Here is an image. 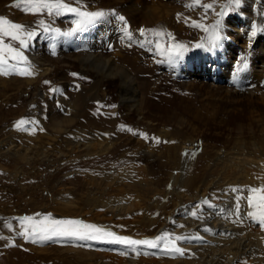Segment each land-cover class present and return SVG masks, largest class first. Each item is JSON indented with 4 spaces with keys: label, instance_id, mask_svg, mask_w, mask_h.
Masks as SVG:
<instances>
[{
    "label": "rangeland",
    "instance_id": "rangeland-1",
    "mask_svg": "<svg viewBox=\"0 0 264 264\" xmlns=\"http://www.w3.org/2000/svg\"><path fill=\"white\" fill-rule=\"evenodd\" d=\"M71 3L81 10H102L107 15L83 31L64 36L60 33L74 27L75 13L29 11L30 5L25 0H0L4 27L26 42L21 46L19 40L3 38L20 56L0 45V56L6 61L0 64V264H189L183 261L195 264L199 256L196 252L184 249V255H179L170 251L180 247L179 240L185 243L180 233L172 229L177 220H170L173 208L194 207L197 203H193L192 197L201 193L203 199L211 198L214 202L225 201L223 196L235 194L239 197L237 201L242 202L249 194L244 186L264 182V176L254 166H245L252 177L243 185L231 183L241 176L235 152L241 149L250 152V141L262 134L259 129L264 127V106L259 95L255 94L251 100L243 95L233 102L226 92L218 94L202 84L217 79L222 90L246 91L251 86L254 90L256 84L248 80L251 69H257L254 60L258 51L253 41L264 44V23L257 22L255 28L246 26L245 14L250 12L241 2L236 5L229 0H80L79 4L71 0ZM203 5L211 8L205 9ZM155 7L160 9L151 14L149 10ZM221 12L224 14L218 15ZM121 16L123 21L119 19ZM167 16L170 20L164 22ZM217 20L223 39L217 47H211L208 39ZM194 22L201 27L194 26ZM161 23L164 30L158 27ZM12 24L24 27L17 30L10 27ZM239 30L242 35L235 33ZM29 32L35 34L29 37ZM130 36L133 39L125 43L123 38ZM227 41L237 46L236 51L228 49ZM177 43L187 51L174 62L167 55H160L156 47L159 44L161 49H168ZM86 46L93 54L114 59L129 72L141 97L149 103L145 102L148 120L141 125L124 120V107L116 105L119 96L107 78L95 82L96 67L90 69L64 59L67 55L80 56L81 48L86 50ZM32 51L34 56L49 62L47 74L31 68ZM200 63L203 67L198 68ZM178 66L191 69L182 84L170 77V71ZM26 69L33 74H20ZM32 77L34 81L29 82L27 79ZM69 107L74 108L78 123L82 121L86 126L80 123L66 131L55 130L52 116L71 114L65 112ZM114 116L123 136L110 132L112 124L104 123ZM21 120L26 123L17 127ZM93 135H100L103 141L111 140L113 146L102 154L90 155L75 146L74 141L88 142ZM138 140L152 152L155 161L135 157ZM23 150L25 156L20 155ZM112 175L118 176L115 179ZM207 181L213 186H208ZM233 187L244 190L232 192ZM109 201L131 203L132 207L123 214H115L105 206ZM202 204L198 203L199 209L206 213ZM24 217L31 220H23ZM166 219L168 230L159 231ZM62 220H79L137 240L164 238L157 248L127 246L108 236L85 240L59 236L39 241V236L45 234L41 229L69 227L51 223ZM244 222L247 231L262 230L259 222L248 215ZM26 230L30 234L35 232L26 239L23 234ZM176 237L181 239L174 245ZM81 250L93 255V259H80ZM230 264H264V260L256 261L246 252Z\"/></svg>",
    "mask_w": 264,
    "mask_h": 264
},
{
    "label": "bare ground",
    "instance_id": "bare-ground-1",
    "mask_svg": "<svg viewBox=\"0 0 264 264\" xmlns=\"http://www.w3.org/2000/svg\"><path fill=\"white\" fill-rule=\"evenodd\" d=\"M241 4L250 12L249 15L245 14V25L246 26H252L253 28H255L257 22L264 23V0H241ZM156 8H159V7H155L154 9H150L149 12L151 11L150 12L151 14H152V12L154 13ZM169 18L170 17L167 16V19L165 21L164 20L163 21L164 22L169 21L170 20ZM171 21L174 22V20H171ZM164 25H166V24H164ZM262 25H264V24H262ZM162 26H163L162 23L158 24L159 29L164 30V26L163 27ZM171 31L174 32L173 29ZM167 32H170V30L168 29ZM235 33H239L242 35L243 31L239 30ZM162 34H165V32H163ZM176 35L179 36L180 34L178 33ZM131 39H133L132 36H130L129 38H127V37L123 38V41L125 43H128L129 42L128 40H131ZM134 42H136V41L134 40ZM250 43H249V45H250ZM253 43L255 44V46H253V47L258 51L257 57L254 60V64L256 63L257 69L255 71L253 69H251V73L249 74L250 76H249L248 80L252 81V82H250V84H253V83L256 84V86H255V84L253 85V86H255L254 90H252L253 88H252V86L250 87V85H247L250 88H248V90H246V91H241L240 88L239 89H233L232 88V90L231 89L230 90L229 89L222 90L217 85V82H218L217 79H214L212 81H204V83H202V84L210 87V89L216 90V92L218 94L222 93V92H226L227 96H229V99L231 98L230 100H232L233 102H234L235 98H238V97L243 96V95H245L246 98L251 100L254 98L255 94H258L259 95L258 98L261 99L262 105L264 106V77L262 79V76L264 75V44H263V42H261L259 40H255V41H253ZM226 44H229L228 49L231 50V52L236 51L237 46L232 44V42L227 41ZM75 48L77 49L78 47H75ZM89 49H90L89 46L86 48V50L81 48L82 51L79 52L81 54L80 56L78 55L77 57H74V56L70 57L69 55H67V57L66 58L64 57V59L65 60L66 59L74 60L80 66H86L89 68L90 67L92 68V66L96 67V70H93V78H95V82H97V81L99 82L100 80L105 79V77L107 78L108 82L110 84H112V86H114L115 95L119 96L118 102L116 105H118L119 107H124V110H125L124 115H123L124 120L129 119L133 123H137V124H140V123L144 122L145 120H148L149 117L146 114L148 112L146 110V104H145V102L148 103V101L145 98L141 97V94L138 92V90L136 88L137 84L134 81V78L129 77V74H128L129 72H127V70L125 68H123V66L117 64L114 61V59L103 58L102 55H100V54H97V53L93 54V52H91V50H89ZM30 56H31V58H30L31 64L34 63V66H32L31 68L41 70L43 73L47 74L46 72L48 71V69H50L48 67V65H50L49 62L46 59H44L43 57L40 58L39 56H34V51H32V54ZM197 67L199 68V67H203V66H201V63H200L197 65ZM185 70H187V71H185ZM189 73H191V69L190 70L184 69V68L181 69V67L178 66V67H175L174 70L170 71V77L173 79L172 80L173 82L182 84L183 82H185L183 78H185L186 75ZM208 74H210V73H208ZM202 77H204V76H202ZM27 78H25V79H27ZM98 78L100 80H98ZM211 78H213V77H211ZM27 80L29 82L34 81L33 77L29 78ZM242 88H245V87H242ZM222 97H224V96H222ZM148 100H149V98H148ZM68 109L69 110L65 109V112L71 111V112H69V113H71L69 115H63V117H61V118H59V117L55 118V116H52V119H53L52 120V122H53L52 127L55 130L66 131V130H68V127H71L75 124L79 125L82 122L81 120H79L81 122L78 123V120L76 119V114L73 112L74 108L69 107ZM90 119H88L89 122H92L91 121L92 119L91 120ZM100 119H101V117H100ZM102 119H103V117H102ZM96 121H98V120H96ZM122 122H124V121H122ZM83 123H81V124L82 125L86 124V123H84V124ZM104 123H107L108 125L112 124V126L110 128L108 127L110 132L114 131L117 135L123 136L124 131L123 132L119 131L120 127H117L118 121L116 122L115 116H114V118L111 117V118L105 119ZM120 125H122V123ZM134 125H136V124H134ZM84 126H86V125H84ZM94 126L96 127L97 125H94ZM94 126H93V128H94ZM133 127H135V126H133ZM85 128H87V127H85ZM97 128H98V126H97ZM134 129H136V128H134ZM94 130H95V128H94ZM259 130H260V133H262V134L255 136L256 137L255 139H257V140L250 141V144H249L250 145L249 147L251 150L250 152H247L243 149H241V151L235 152L236 154L234 156L235 157L237 156V159H239V164L237 166V169L241 173V176L237 177L231 183H240L239 185H243V183L247 182L248 179H250L252 177L251 175L247 174V172L244 168L245 166H254L259 171V173H261L264 176V127H261V129H259ZM88 134H90V133L88 132ZM102 138L100 137V135H98V136L93 135L92 138L88 139L89 140L88 142H86V141L80 142V140L74 141V142H76L75 146H77L78 149H83V150L85 149L86 151L84 153H87V155L88 154L90 155V153L102 154L106 150H108L113 143V142H111V140L109 141L108 139H106V141H103ZM114 140H115V138H114ZM125 141H126V139H125ZM137 142H139L140 144L138 143L139 151L136 154H134L135 157H137L141 160H147V161L153 160V161H155L154 156H152V152H150V150H148L147 147H144L139 140ZM124 143L126 144V142H124ZM20 155L25 156L24 150ZM121 157H123V156H121ZM219 159H221V158H219ZM222 159H224V158H222ZM220 162L224 163L225 161L221 160ZM118 175H112V176L115 178ZM105 178H108V177H105ZM176 178L177 177H175L173 179L174 183L176 181ZM207 182L208 183H206V184L208 186L210 183H212L211 181H207ZM257 182L251 183L250 186L258 187L259 185L264 184V182H260L261 184L259 182L258 183ZM207 185H205V186H207ZM210 185H212V184H210ZM230 191H231V188H230ZM176 193L178 195H183V193L180 191H176ZM224 194H226V193H224ZM202 195H203V193L195 195L192 197L194 199L193 203H194V201H196V203H197L196 205H194V207H192V208L180 207V208L176 209V207H177L176 206L170 212V216H169L171 218L170 219L171 221L177 219L175 221L176 224L174 223L175 227L172 228V229H174L173 231L176 230L177 232L180 233L179 236L184 238L183 242H185V243L182 244V243H180V240H179V246L183 249H187L188 251H193V252H196L197 254H199V256L197 255L198 258H197V261H195V264H202V263L203 264H230L236 256H238L239 254L240 255L245 254L246 252L248 254H250L253 257V259L256 261L264 260V229H262L259 232L258 231L250 232V231H247V227L244 224L245 223L244 218H245V216H247V213L250 211H256V208L250 207L247 203V199L242 200V202H238L237 197H235V194L234 195L227 194V195L223 196V198H225L226 200L222 201V202H214L211 198H207L208 203H204V200H206V199H203ZM177 197L179 198V196H177ZM201 201L203 203L201 206L206 211V213H203L202 210L199 209L198 203ZM239 201H241V200H239ZM236 202H238V205H240V207H241V209L239 208L238 211H237V208L235 205ZM105 206H107L109 209H111L115 214H120L122 212L125 213L126 211L131 210L132 204L131 203L125 204L123 202L115 203V202L109 201V202H107V204ZM193 212H195L196 215H192ZM178 215H183V217L180 218V216H178ZM241 217H242V219H241ZM166 222H167V219L162 224V226L159 228V231L163 232L164 230H168ZM206 228L210 229V230L206 231L205 230ZM189 236H191V238ZM196 237H201V239H197ZM204 250H205V252H203ZM190 253H192V252H190ZM79 254H80V256H79ZM78 256L80 259H84V260L87 259V260L91 261V259H93L92 258L93 255H90L86 250H81V252H78ZM175 260H178V259H175ZM179 260H180V258H179ZM184 262L189 263V264L191 263L190 261H183V263Z\"/></svg>",
    "mask_w": 264,
    "mask_h": 264
},
{
    "label": "snow or ice",
    "instance_id": "snow-or-ice-1",
    "mask_svg": "<svg viewBox=\"0 0 264 264\" xmlns=\"http://www.w3.org/2000/svg\"><path fill=\"white\" fill-rule=\"evenodd\" d=\"M26 3L30 5L29 11H43L47 10L49 14H56L60 15L61 11H67L75 13L77 16V19L73 21L74 27L71 28V30L60 33L64 36H72L74 33L83 31L87 26L92 25L95 23L98 19L104 17L107 15L105 11H87V10H81L80 7H74L71 3V0H68V2H65V0H25ZM241 0H229V3H234L236 5H239ZM76 3L79 4L80 0H76ZM205 9L211 8V5H203ZM224 13H218V15H223ZM121 21L124 20V17H119ZM4 18L0 17V45L3 46V48L7 49L9 52H15L16 56H20L21 54L16 51L11 44H5L3 38L9 37L11 40H19V43L21 46H25V40L20 39L18 34H14L12 31H9L7 28L3 25ZM194 26L201 27V25L195 24ZM14 29H22L24 26L18 25V24H12L10 26ZM46 31H58L55 29H45ZM205 31H208V28L205 27ZM144 29H141V32L143 33ZM34 32H29L27 35L31 37L34 35ZM223 39V36L221 35V25L220 21L217 20L215 25L212 28V31L210 33L208 43L211 47H217L219 41ZM203 45H197V47H202ZM157 50H159L160 55H167L170 62H174L175 59H178L182 57L184 51H187L184 45L182 44H173L170 45L168 49H161L160 45H156ZM2 51V50H0ZM15 59V57H12ZM6 63V61L0 56V64ZM246 66V65H244ZM20 74L22 75H32L33 73L29 70H24ZM73 75H76L73 73ZM45 83H48V81H45ZM111 107H116L115 105H111ZM26 121H18L17 127H21L24 125ZM123 127V126H122ZM43 131V129H40ZM143 135V133H141ZM157 142H159V138H156ZM244 188L249 193L246 197L247 203L250 207L256 208V211H250L247 213V215L253 219V221H258L260 224V227L264 229V184L259 185L258 187L253 186H244ZM244 189H241L239 187H233L231 191L237 192V191H243ZM239 199V197L237 198ZM204 203H208L207 199L204 201ZM239 210V205H237V211ZM192 215H196L195 212L192 213ZM23 220H31V217H24ZM242 219V217H241ZM53 225H67L69 227H55V228H48V229H41L42 232L45 234L39 236V241L43 242L46 240H51L53 237H59V236H66V237H73L75 239L79 240H85V239H101L103 236L108 237H114V240L116 242H119L121 244L127 245V246H139V245H146L150 248H157L159 247V242L164 238L162 236H157L154 239H142L137 240L133 239L131 237L127 236H117L115 233L111 231H104L100 228H98L95 225L91 224H84L82 221L79 220H62V221H52ZM71 226H79V227H71ZM206 231H209L210 229H205ZM35 230H33V233H28L27 230L25 233V238H30V235L34 234ZM50 233V234H49ZM197 239H201V237H196ZM181 239V237H176L175 240H173V244L175 245V241ZM37 242V241H34ZM170 251H173L174 253H177L179 255H184V249L181 247H173Z\"/></svg>",
    "mask_w": 264,
    "mask_h": 264
}]
</instances>
